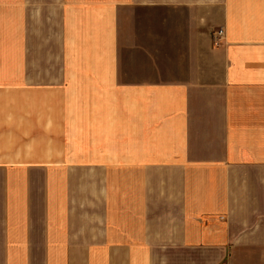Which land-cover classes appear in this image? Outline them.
Masks as SVG:
<instances>
[{
	"label": "crops",
	"instance_id": "crops-1",
	"mask_svg": "<svg viewBox=\"0 0 264 264\" xmlns=\"http://www.w3.org/2000/svg\"><path fill=\"white\" fill-rule=\"evenodd\" d=\"M0 264H264V0H0Z\"/></svg>",
	"mask_w": 264,
	"mask_h": 264
},
{
	"label": "built area",
	"instance_id": "built-area-1",
	"mask_svg": "<svg viewBox=\"0 0 264 264\" xmlns=\"http://www.w3.org/2000/svg\"><path fill=\"white\" fill-rule=\"evenodd\" d=\"M217 36L221 39L224 37V31L223 30H220L218 33H217Z\"/></svg>",
	"mask_w": 264,
	"mask_h": 264
},
{
	"label": "rangeland",
	"instance_id": "rangeland-1",
	"mask_svg": "<svg viewBox=\"0 0 264 264\" xmlns=\"http://www.w3.org/2000/svg\"><path fill=\"white\" fill-rule=\"evenodd\" d=\"M119 15H120V19H123L124 14H123L122 11H121V13Z\"/></svg>",
	"mask_w": 264,
	"mask_h": 264
}]
</instances>
